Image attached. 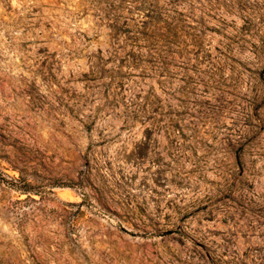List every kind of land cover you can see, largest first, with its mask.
I'll return each instance as SVG.
<instances>
[{
  "label": "rangeland",
  "instance_id": "1",
  "mask_svg": "<svg viewBox=\"0 0 264 264\" xmlns=\"http://www.w3.org/2000/svg\"><path fill=\"white\" fill-rule=\"evenodd\" d=\"M0 264H264V0H0Z\"/></svg>",
  "mask_w": 264,
  "mask_h": 264
}]
</instances>
